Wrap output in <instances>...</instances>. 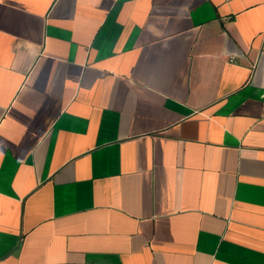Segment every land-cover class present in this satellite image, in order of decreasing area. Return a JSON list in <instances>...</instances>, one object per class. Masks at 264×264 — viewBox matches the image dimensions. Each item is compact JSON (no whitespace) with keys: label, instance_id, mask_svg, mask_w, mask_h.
<instances>
[{"label":"crops","instance_id":"crops-1","mask_svg":"<svg viewBox=\"0 0 264 264\" xmlns=\"http://www.w3.org/2000/svg\"><path fill=\"white\" fill-rule=\"evenodd\" d=\"M0 264H264V0H0Z\"/></svg>","mask_w":264,"mask_h":264}]
</instances>
